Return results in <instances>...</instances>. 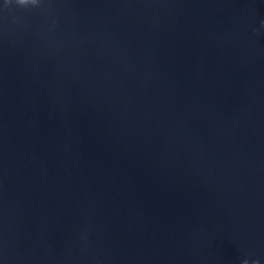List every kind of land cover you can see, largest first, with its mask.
<instances>
[{
    "label": "water",
    "instance_id": "water-1",
    "mask_svg": "<svg viewBox=\"0 0 264 264\" xmlns=\"http://www.w3.org/2000/svg\"><path fill=\"white\" fill-rule=\"evenodd\" d=\"M0 0V264H264V0Z\"/></svg>",
    "mask_w": 264,
    "mask_h": 264
},
{
    "label": "clouds",
    "instance_id": "clouds-1",
    "mask_svg": "<svg viewBox=\"0 0 264 264\" xmlns=\"http://www.w3.org/2000/svg\"><path fill=\"white\" fill-rule=\"evenodd\" d=\"M11 2H12V0H6V6L8 4H11ZM40 2H41V0H34L32 6L33 7H38L40 5ZM262 26H264V22H262ZM257 264H258V262H257Z\"/></svg>",
    "mask_w": 264,
    "mask_h": 264
}]
</instances>
